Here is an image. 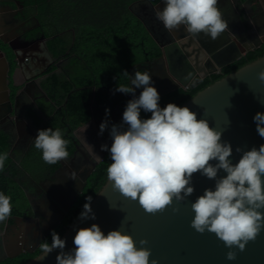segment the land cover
I'll list each match as a JSON object with an SVG mask.
<instances>
[{"label": "clouds", "instance_id": "1", "mask_svg": "<svg viewBox=\"0 0 264 264\" xmlns=\"http://www.w3.org/2000/svg\"><path fill=\"white\" fill-rule=\"evenodd\" d=\"M164 7L154 12L155 18L168 31L184 26L186 32L196 36L201 33L217 39L226 29L217 7L218 0H162ZM127 84L119 85L115 91L131 94L122 115V124H113L109 135L111 147L101 145V151L110 153L112 163L107 168V180L114 190L125 198L138 201L147 213L154 214L192 196L194 173L213 180L214 188H206L201 196L191 203L193 219L191 227L198 233H212L229 249L228 261H234L237 253L245 250L250 241L264 231V144L259 149L252 147L235 149L240 154L233 163V147L222 142V133L210 128L207 120L197 119V113L188 107L169 103L160 106V94L154 87L152 75L145 69L135 71ZM264 82V70L258 73ZM142 89L139 96L136 90ZM150 113V118H141V112ZM108 110H106L107 114ZM253 121L256 132L264 138V113L257 112ZM126 125V127H124ZM109 128L106 119L99 126V135ZM33 146L50 165L67 160L70 140L60 128L38 130ZM93 150L96 160L101 158ZM9 158L7 152L0 153V171ZM214 162V163H210ZM226 175L220 176L219 173ZM92 198L87 197L78 219L95 220L91 208ZM177 211V209H173ZM12 214L11 196L0 191V223ZM146 240L139 246L134 239L118 230L105 235L100 226L79 229L74 238L75 247L65 252L66 240L52 231L51 243L39 244L45 258L56 249V264H158L150 259L152 253Z\"/></svg>", "mask_w": 264, "mask_h": 264}, {"label": "flooded vegetation", "instance_id": "2", "mask_svg": "<svg viewBox=\"0 0 264 264\" xmlns=\"http://www.w3.org/2000/svg\"><path fill=\"white\" fill-rule=\"evenodd\" d=\"M163 7L164 4L155 8L144 1L129 7L149 29L159 47L175 41L173 33L166 30L154 16V12ZM217 7L222 11L223 19L228 22L229 30L225 31L227 46L221 47L218 51L212 47L219 45L221 41L203 36L207 49L211 50L210 54L205 48L203 52L209 63L208 69L213 70L212 74L219 73L224 67L232 64L233 62L224 65L242 50L248 48L246 55L264 42V7L257 5L253 0L244 3L240 0H218ZM39 26L35 15L30 12L23 0H0V71L5 67L1 54L9 65L6 84L0 85V137L6 136L5 141L8 144L6 152L11 162L17 166L21 165L24 157L34 147L32 142L37 131L42 130L46 122L40 102L48 101V97L42 84L50 74L62 72L68 64L67 59L56 58L49 52L48 38L41 31L43 29L38 30ZM185 31L179 30V34ZM220 37L224 39L222 34ZM11 46L15 49L13 50ZM9 54L13 55L14 63L11 75ZM164 65L163 60L155 59L146 62L140 68L142 71L147 69L152 75L153 82L157 83L155 80L161 79L158 68ZM141 91L142 89L136 90L137 97ZM132 98L130 95V100ZM118 107L105 109L98 114L93 112L86 128L74 131V153L67 160L61 161L62 167L51 180L40 179V176L46 174L44 171L35 177L26 172L14 178L23 189L26 201L19 202L18 206L13 204L10 217L0 223V264L24 254H33L39 248V244L61 222L75 202V196L83 191L86 177L107 152L101 151V145L111 142V146L112 139L109 135L111 126L123 123L119 117L122 118L125 108L123 105ZM106 119L109 128L103 135H99V126ZM89 145L93 146L101 160L95 159ZM12 254L16 256L9 258L8 255Z\"/></svg>", "mask_w": 264, "mask_h": 264}, {"label": "trees", "instance_id": "3", "mask_svg": "<svg viewBox=\"0 0 264 264\" xmlns=\"http://www.w3.org/2000/svg\"><path fill=\"white\" fill-rule=\"evenodd\" d=\"M40 25L38 30L48 38V50L56 58L67 59L68 64L60 73H52L42 84L48 101L42 100L46 122L42 129L60 128L65 139L69 157L75 150L74 131L84 130L93 112L105 109L125 108L131 94L115 91L119 85L127 84L140 66L161 57V49L149 29L136 17L129 7L137 2L156 5L162 0H23ZM248 0H240L244 3ZM264 57V42L249 51L244 57L224 67L219 73L206 77L194 89L179 88L160 96V106L169 103L181 106L199 91L238 70L242 66ZM10 75L14 67L13 55L9 54ZM150 113L141 112V118H150ZM39 123V122H37ZM2 136V135H1ZM6 136L0 137V153L7 151ZM111 147V146H110ZM112 163L110 153L86 177L83 191L67 210L64 218L52 231L60 237L72 225L83 210L87 197L96 196L107 180V168ZM62 167V162L47 164L42 154L32 147L20 166L5 161L0 171V191L11 196V204L25 203L24 191L14 178L29 173L35 177L44 171L40 179L51 180ZM51 243V232L43 240ZM42 241V242H43ZM38 248L33 254H24L9 259L3 264H26L40 255Z\"/></svg>", "mask_w": 264, "mask_h": 264}, {"label": "water", "instance_id": "4", "mask_svg": "<svg viewBox=\"0 0 264 264\" xmlns=\"http://www.w3.org/2000/svg\"><path fill=\"white\" fill-rule=\"evenodd\" d=\"M160 5H163L162 1L151 6L156 8ZM183 29L185 30L181 25L179 30ZM179 30L171 31L175 37L174 43L160 46L162 54L158 60H163L165 65L158 68L161 79L155 80L157 83H154L160 96L179 88L194 89L213 73V70L208 69L209 63L203 52L204 48L207 49L206 42L203 41L205 35L201 33L193 36L186 31L179 34ZM228 30L229 26L225 31ZM222 36L224 39L220 36L215 39L221 41L219 45L212 47L209 44L215 51L227 46L225 32ZM11 48L15 49L13 46ZM247 51L248 48L242 50L224 65L241 58ZM208 53L210 54L211 50ZM1 57L5 67L0 71V85H5L9 65L2 54ZM262 70L264 57L214 82L180 106L188 107L197 113L198 120H207L210 128L222 133V142H229L233 147V157L230 159L234 164L240 159V154L235 152L237 147L250 150L252 147L259 149V146L264 144V138L257 134L253 121L257 112L264 113V82L258 78V73ZM218 175L226 174L221 172ZM214 183L213 180L194 173L192 184L195 191L192 196L179 203L174 200L173 204L164 210L151 214L147 213L138 201L125 198L114 190L112 182L106 180L91 202L96 219L86 221L77 219L70 225L61 236L66 240L64 251L68 252L75 247L73 238L79 229L91 227L95 223L105 235L118 229L122 234L130 235L137 246L140 240H146L148 242L146 247L152 253L150 259L157 260L158 264H264V231L254 241L248 242L244 251L233 249L237 253L236 259L228 261L226 253L229 249L215 234L208 232L201 234L191 227L194 215L191 203L201 196L206 188H214ZM76 198L77 196L74 200ZM59 251L56 249L45 258L39 259L41 253L26 264H56ZM15 256L16 254L8 255L9 258Z\"/></svg>", "mask_w": 264, "mask_h": 264}, {"label": "crops", "instance_id": "5", "mask_svg": "<svg viewBox=\"0 0 264 264\" xmlns=\"http://www.w3.org/2000/svg\"><path fill=\"white\" fill-rule=\"evenodd\" d=\"M254 3H256L257 5H261L262 7H264V0H253ZM244 45V44H243Z\"/></svg>", "mask_w": 264, "mask_h": 264}, {"label": "rangeland", "instance_id": "6", "mask_svg": "<svg viewBox=\"0 0 264 264\" xmlns=\"http://www.w3.org/2000/svg\"><path fill=\"white\" fill-rule=\"evenodd\" d=\"M116 117H117V119H118V117H119V116L117 115V113H116ZM119 119H122V118L119 117ZM96 120H97V119H96ZM96 120H95V122H96ZM116 122H117V121H116ZM110 143H111V142H108V143L105 142L104 144H107L108 146H110ZM104 144H102V145H104Z\"/></svg>", "mask_w": 264, "mask_h": 264}]
</instances>
